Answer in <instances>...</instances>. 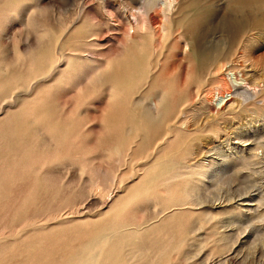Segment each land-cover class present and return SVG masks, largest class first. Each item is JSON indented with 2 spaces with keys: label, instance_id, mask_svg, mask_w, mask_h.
<instances>
[{
  "label": "rangeland",
  "instance_id": "1",
  "mask_svg": "<svg viewBox=\"0 0 264 264\" xmlns=\"http://www.w3.org/2000/svg\"><path fill=\"white\" fill-rule=\"evenodd\" d=\"M123 1L0 0V264H89L93 250L92 264H219L235 246L228 264H264V27L250 25L264 0H176L168 13L171 29L215 36L225 73L259 83L225 115V73L207 76L197 56L162 67L178 37L110 51ZM50 210L62 217L28 222Z\"/></svg>",
  "mask_w": 264,
  "mask_h": 264
},
{
  "label": "bare ground",
  "instance_id": "2",
  "mask_svg": "<svg viewBox=\"0 0 264 264\" xmlns=\"http://www.w3.org/2000/svg\"><path fill=\"white\" fill-rule=\"evenodd\" d=\"M175 2H176V0H126V1L121 2L120 4H123V13L121 14V18L119 15V17L116 16L115 20H113L117 25L116 29L119 30L120 35H121V37L118 41L119 47L113 46L110 49V51H115V53L118 56L121 54L123 55L122 52L124 50L133 47L134 41L139 34H142V33L149 34V33H152V31L159 33V40L158 41L160 42V47L163 49V48H165L168 40L173 35V36L178 37V41L175 42V50L173 51V53H171L169 56H166L165 61L162 63V67H165V70H168L169 67H171L172 69H175V68L179 67L180 65H182L184 60L190 59L192 56H197L198 62L200 63L201 68H203V70H205L207 76L219 77L221 75V77H222V74L225 73L224 70H227V65L229 63L224 62V61L222 62V60H224L223 58H226L227 55L222 50L223 45L219 44L218 42L215 41V36L213 34L208 35L207 34L208 31H206V33L192 35L191 32L188 33V31L181 32V31L174 30V29L167 27V24L171 21V16H168V13L170 11L173 12V9L176 7V5H174ZM153 9H157L159 14L162 15V17L160 18L159 21H155L151 17L150 12ZM158 12H156V13H158ZM251 20H252L250 23L251 26H254L257 29H262L264 27V14H261V16H258V17H253ZM235 24H237V23H235ZM247 24L248 23L242 24L241 30H243ZM214 34H216V33H214ZM180 39H184L185 44L181 45ZM116 48H117V50H116ZM181 57H183V58H181ZM168 72L169 71H167L166 73H168ZM225 75L230 80V82H232V84L235 86V88H234L235 90L233 92L232 91H226L223 93H220V91H219L216 96L214 95L215 105L218 107V110H220L222 115L223 114L225 115L227 112H230L232 110L237 111L236 109L239 108V106H241V104L239 102H236L235 100L233 101V99L241 98L242 100L247 101L249 99H256L260 96L261 89L258 88L259 83H257L255 88L253 89L250 86H245V85H248L246 82H240L235 73L227 72V73H225ZM245 87H247V88L244 89L243 92L239 91L240 88H245ZM207 91H209V90H207ZM262 101L263 100H260L259 102H262ZM190 103L188 104V107L192 108L193 104H190ZM160 104H161V99H159V97H158L156 102H151V103L147 104V110L146 111L148 113H153L155 110H157L159 108ZM188 107L184 108L183 111L182 110L181 111L182 112H188ZM198 107H200V106H198ZM198 107H196V109ZM197 110H200V108H198ZM191 111L192 110H190V112ZM0 112H1V110H0ZM180 116L181 115L178 114L177 118L173 122V125H175V127L178 123H179V125H183L186 123L185 120H183V118ZM210 116L212 118L213 115H210ZM164 141H167V138H163L161 142L163 143ZM162 143H160V144H162ZM247 144H250V143H247ZM158 146L154 148V150L152 151V153H150V155H147L146 160H155L161 154V152L158 151ZM163 149H164V146H163ZM187 150L190 151L191 149H187ZM210 150L211 149L204 152L203 156L201 157L202 158L201 160H210L209 162H211V160L214 159V157H215L213 155L214 153H211L212 150L211 151ZM190 154L194 155L193 150L190 151ZM170 172L172 173V174L170 173L171 175L169 176L171 178H176V177H179L181 175V172H178L177 170H174V171L171 170ZM101 185H102L101 182L95 183V185L90 187V191L92 192L91 195L95 194V195H97V197L99 196L102 200V206L106 207L113 200L112 194L105 193L106 189L103 187V185L102 186ZM186 193H189L188 189L186 190ZM80 209L81 208H78L76 210V208L74 206L73 211L75 213H80L82 211ZM58 210L55 213H53L54 212L53 209H52L53 212L50 210L51 213H53V214L50 213L51 215L49 216V213H47V215L49 217L46 214H44L47 217L44 215H41L40 216L41 218H40L39 215H37V216H34L33 218L32 217L27 218L28 222H30V220H33L36 223H42V221H48V220L57 219L59 217H62L61 216L62 214H60L61 210L60 211H58ZM17 227H18V225L16 226V229H14L15 226L12 229H14L16 231V230H18ZM0 244H3V243H0ZM97 252L99 253V251H97ZM238 252H240V251H239V249H237V246H235L232 248V251L229 253V255L225 256L224 258H220L219 260L217 259V260L220 263L223 262L224 264L234 262L235 257H236V259H238L237 256L240 255V254H238ZM91 254L94 255V257L96 258L94 261L99 260V257L96 256L97 255L96 251L94 252V250H93L91 252ZM255 257H257L255 259V261H256L258 259V254H255ZM86 258L88 259L87 263L89 262V264H92L94 262L93 257H91L90 254ZM240 258H242V257H240ZM252 260H254V259H252ZM245 261H246V259L244 260V262ZM260 261H262V260H260ZM237 262H238V260H237ZM254 263H256V262H254ZM262 263H263V261H262ZM258 264H259V262H258Z\"/></svg>",
  "mask_w": 264,
  "mask_h": 264
}]
</instances>
